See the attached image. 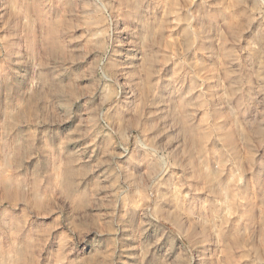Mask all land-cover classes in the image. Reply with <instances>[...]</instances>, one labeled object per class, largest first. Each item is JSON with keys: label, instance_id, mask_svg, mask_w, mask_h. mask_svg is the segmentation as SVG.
Wrapping results in <instances>:
<instances>
[{"label": "rangeland", "instance_id": "374dc122", "mask_svg": "<svg viewBox=\"0 0 264 264\" xmlns=\"http://www.w3.org/2000/svg\"><path fill=\"white\" fill-rule=\"evenodd\" d=\"M0 264H264V0H0Z\"/></svg>", "mask_w": 264, "mask_h": 264}]
</instances>
